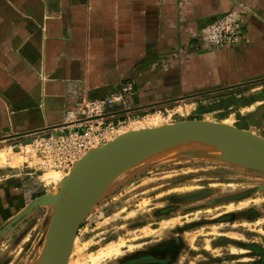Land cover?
I'll use <instances>...</instances> for the list:
<instances>
[{"label": "crops", "instance_id": "1", "mask_svg": "<svg viewBox=\"0 0 264 264\" xmlns=\"http://www.w3.org/2000/svg\"><path fill=\"white\" fill-rule=\"evenodd\" d=\"M235 9L245 10V39L204 45L202 28ZM254 80L264 81V0H0V147L54 130L76 100L128 83L108 120L196 102L200 119Z\"/></svg>", "mask_w": 264, "mask_h": 264}, {"label": "rangeland", "instance_id": "2", "mask_svg": "<svg viewBox=\"0 0 264 264\" xmlns=\"http://www.w3.org/2000/svg\"><path fill=\"white\" fill-rule=\"evenodd\" d=\"M225 97L201 118L264 137V81ZM156 118L163 125L199 118L198 104L148 115L118 136L140 130L142 123L156 127ZM2 150L9 163L0 167V231L36 198L65 189L72 173L40 171L18 146ZM125 153L120 148L101 159L100 170L84 187L93 186L102 168ZM127 162L99 180L100 191L86 208L68 264H264L263 156L246 161L204 149ZM53 170L67 177L61 182L48 178ZM75 191L42 202L1 233L0 264H44L57 214Z\"/></svg>", "mask_w": 264, "mask_h": 264}, {"label": "built area", "instance_id": "3", "mask_svg": "<svg viewBox=\"0 0 264 264\" xmlns=\"http://www.w3.org/2000/svg\"><path fill=\"white\" fill-rule=\"evenodd\" d=\"M246 37L245 10L235 9L209 22L201 30V39L207 47L227 49L241 43ZM134 87L128 83L119 93L103 98H81L66 109V122L46 133L38 134L18 145L19 152L34 159L38 170L45 168L72 169L91 150L118 137L120 130L140 122L133 118L108 120L109 109L124 102ZM171 114L167 117L170 118ZM26 160L25 162H28Z\"/></svg>", "mask_w": 264, "mask_h": 264}, {"label": "water", "instance_id": "4", "mask_svg": "<svg viewBox=\"0 0 264 264\" xmlns=\"http://www.w3.org/2000/svg\"><path fill=\"white\" fill-rule=\"evenodd\" d=\"M250 82L254 83L256 81L254 80ZM234 86L236 85L231 87ZM188 132L216 133L226 137H232L252 146L257 153L264 155V137L222 121H212L203 118L184 119L161 127L131 131L129 134L118 136L105 145L91 150L72 168V173L70 174L69 179L65 182L68 183V186L65 189L58 194H44L36 198L23 213L10 221L4 229L0 231V234L10 228L15 221L20 219V217H24L31 213L42 202L59 201L67 191L75 189L76 191L74 192L71 207L68 210H64L63 208V211L57 214L50 245L43 256L44 264H68L75 238L81 227L86 208L100 191L101 182H99V180L109 175L116 167H119L126 161L132 160L134 154L148 144L150 140L161 136ZM120 148H125L126 153L104 166L102 171L96 175V180L93 186L84 187V183L88 177L95 172V170H100L101 167L98 166L100 160L103 158L109 159L111 153ZM62 202L63 201H61L60 204L61 207Z\"/></svg>", "mask_w": 264, "mask_h": 264}, {"label": "bare ground", "instance_id": "5", "mask_svg": "<svg viewBox=\"0 0 264 264\" xmlns=\"http://www.w3.org/2000/svg\"><path fill=\"white\" fill-rule=\"evenodd\" d=\"M160 123L161 122L159 121V118H156L154 124L157 125ZM161 126H163V124L157 125L156 127H161ZM139 127L140 130L150 128L147 127L144 123H142ZM120 132L122 131L120 130ZM204 149L210 151L212 150L216 152H225L230 156L234 157L235 159L246 160V161H251L260 158L262 159V156L264 157L263 154L261 156V154L257 153L252 146L232 137H226L216 133L188 132V133H180V134L154 138L150 140V142L146 144L141 150L136 152L132 160L144 159V158H157L162 155L168 156L173 154L175 155L179 153H188L194 151L201 152ZM4 153H5L4 151H0V160L4 158ZM126 163L128 162L126 161ZM126 163L123 164L125 165ZM47 177L57 182H61L67 177V175L63 174V172L61 171L53 170L52 172L47 173ZM73 198H74V193L70 195V197L68 196V198L65 200L63 204L64 210L65 209L68 210L71 207Z\"/></svg>", "mask_w": 264, "mask_h": 264}, {"label": "trees", "instance_id": "6", "mask_svg": "<svg viewBox=\"0 0 264 264\" xmlns=\"http://www.w3.org/2000/svg\"><path fill=\"white\" fill-rule=\"evenodd\" d=\"M228 104V103H227Z\"/></svg>", "mask_w": 264, "mask_h": 264}]
</instances>
